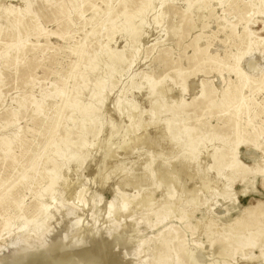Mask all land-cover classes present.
Listing matches in <instances>:
<instances>
[{"label":"rangeland","instance_id":"1","mask_svg":"<svg viewBox=\"0 0 264 264\" xmlns=\"http://www.w3.org/2000/svg\"><path fill=\"white\" fill-rule=\"evenodd\" d=\"M161 1L0 0V17L10 12L9 19L17 21L6 28L7 19L0 18V140L8 145L7 151H0V264H51L55 234L69 230L66 218L71 216L72 221L80 219L78 228L89 230L97 222L87 239L91 245L102 237L98 229L104 235L117 229L122 238L112 242L113 236L105 235L113 245L101 249L105 255L74 256L76 264H149L154 239L167 227L184 244L201 246L202 264H264V258L248 261L250 252L259 254L256 248L234 245L228 261L213 255L226 237V225L241 218L253 200L264 206V0H163L158 19ZM140 9L145 11L137 18L139 35L132 42L134 27L125 25V19ZM120 52L126 61L114 72L109 58ZM92 62L95 68L89 70ZM102 86L108 88L98 103ZM71 105L93 107L101 119L73 111ZM147 122H152L147 134L134 131ZM169 123L174 128L204 124L203 131L223 132L232 139L228 149L249 169L229 191L234 200H189L212 177L206 176L210 161L202 155L192 174L184 176L187 151L182 140L170 130L165 138L161 133ZM137 136L142 141L135 143ZM79 141L84 162L61 169L54 185L58 203L37 231L40 204L50 202L44 192L51 162L57 154L77 148ZM218 145L215 140L206 147ZM150 164L159 178L168 168V187L174 197L183 194V203L169 215L157 213L166 187L156 186L147 170ZM79 191L80 196H72ZM144 193L154 204L147 223L142 222L147 213L138 205ZM122 197L127 199L121 214L107 217L108 204L119 207ZM206 219L214 220L217 231L192 237L196 221ZM23 222L28 225L20 231ZM2 223L9 224L4 236ZM250 238L244 239L252 244ZM11 242L17 244L9 248Z\"/></svg>","mask_w":264,"mask_h":264},{"label":"bare ground","instance_id":"2","mask_svg":"<svg viewBox=\"0 0 264 264\" xmlns=\"http://www.w3.org/2000/svg\"><path fill=\"white\" fill-rule=\"evenodd\" d=\"M210 1L218 2L219 0H210ZM146 5H148V3H146ZM163 5H164L163 2L160 3V5H159V9H158L159 11H158V15L156 17L158 19L163 14L162 13ZM151 6H152V4H151ZM144 11H145V9L144 10L143 9H140L134 15L129 16V17H127L125 19V25H128V27L129 26L130 27L131 26L134 27L133 35L131 37V41L132 42L136 39L137 35H139L138 34V28H137V27H139V24L137 23V18L140 17L141 14ZM10 15H13V14L9 12V13H6L5 14V17L4 16H1L0 17V18L3 17L5 19H7L6 28H8V25L11 22L17 24V21L9 19V16ZM102 60H103V58H102ZM109 60H110L109 61V65H110L111 69L112 70L114 69V72H118V71H120V66H122L125 63L126 58H125L124 54L122 52H120V53H115V55H112L109 58ZM100 63H102L101 60H100ZM94 68H95V63L94 62L88 64V69L89 70H94ZM98 69H100V68H98ZM95 71H97V70H95ZM90 88H91V86H90ZM107 88L108 87H104V86L100 87V89H99V91L97 93V96H96V98H98V103L101 101L103 94L106 93ZM113 89H115V88H113ZM87 90H86L85 93H89V92H87ZM158 91L161 92V93H164V94L167 93L166 91H163L162 89H159ZM110 94H112V93H110ZM124 102H126V101H124ZM118 103H119V101H118ZM116 106H117V104H116ZM71 107H72V110L73 111L76 110L78 112H81L82 114H84L87 117H90L91 115H93L97 119V122H99V120L101 119V116L102 115L100 114V112H98L93 107H88V108H85V109H79L75 105H71ZM125 107H127V105ZM155 107H157V102H153L152 105H151V108L154 109ZM130 109H132V108H130ZM127 110H129V109H127ZM128 119L131 122L133 120V114H129L128 115ZM173 125H174L173 123H169L167 125V127H166V130L161 131V133H163L162 136L164 137V135L166 134V131L167 130L168 131L170 130L172 132V136L174 138L179 139V140H182L183 146H185V149H186L185 151H187V154H185L184 159H183L184 162L182 164V166L184 168L181 167L182 168L181 170H183V173L182 174L184 176H187L188 177L189 175L192 174V172L197 168L198 159L202 155H203L202 158L207 159V160L209 159V161H210V165H209V167L207 169L206 176L208 177L209 176V173H210V174H212V177L205 179L203 181V183H202V186L201 187L199 186L200 187V190H198L199 192L198 191H197V193L195 192L192 195L193 196V199H189V200L191 202H193V203L198 204L199 203V198L201 196L210 197L211 199H213L212 201H215L216 197H221L224 200H231V199H233L232 197H234V196L231 197V193H230V192H233V191H231V188L233 187V185L236 182H240V181L243 180L244 176L247 174V171L249 169H248V167L246 165H244V164H242L240 162V160L237 157V153H235V151H233V150L230 151L228 149V145L231 144L232 139L227 138V136L225 134H223V132L215 131L213 133H210L208 131L206 132V130L203 131V129L206 127L204 124H200L196 128H190V127H188L186 125H183V127L174 128ZM151 126H152V122H147L145 124H140L137 127L134 126L136 128H133V129H134V131H136V130L137 131H141L142 130L143 132L144 131L146 132V130L149 127H151ZM145 132H144V134H145ZM161 133H160V135H161ZM146 134H147V132H146ZM142 137H143V134H142ZM142 137L139 138V136H137L135 143L142 141ZM165 137H167V136H165ZM147 138H148V135H147ZM147 138H146V140H147ZM157 140H159V139H157ZM215 140L219 143L218 146L212 147V148H210V147L207 148L206 147L207 145L211 146L215 142ZM159 141H157V142H159ZM149 142H150V140H149ZM154 144H155V142H154ZM83 145L84 144L81 141H79L78 144H77V146H78L77 148H75L73 150H66L61 155L60 154H57L56 159H54L51 162V170H50L49 182H48L47 188L45 189V192H44V193H46L48 195L50 202H49V204H44V205L43 204H40V207H39V210H38V214L36 216L38 218L36 220V225H37L36 228H37V231L40 230V228L42 227V225L48 219L49 211L52 208H54L56 206V204L58 203L57 196L55 194L54 185L60 179L61 169L64 166H66L65 168H67V165L70 162H82V164H83L84 161H83L82 156H81V153H82V150H83V147H84ZM7 150H8L7 143L4 140H0V151L1 152H5ZM63 159L66 160V163L65 164H62V160ZM178 161H179V159H178ZM151 166H153V165L150 164L147 170H149V173L155 179L156 186L157 187L160 186L162 188L166 187V189L164 190V192L166 194L164 193L165 194L164 195L165 198L163 200V204L160 206L159 209H157V213L160 214V215H166V214L169 215V213L173 209L178 208V206H180L183 203V200H182V195L183 194L180 195V194L176 193V196L174 197L173 190H172L173 188L171 189V187H170L171 185H169L170 188L168 187V184H171L170 182H172V181H170L168 183V178L169 177L168 178L166 177V174H168L169 172H171V171H168V168H163L164 169V173H162V175L159 178V177H157L158 176L157 170L154 169L155 168V165L153 166V168H151ZM161 167H163V166H161ZM159 170H160V168H159ZM118 171H119V169H118ZM161 172H163V171L161 170ZM159 174H160V172H159ZM172 177H174V176H172ZM175 177H176V179H179V178H177V176H175ZM175 177L173 179H175ZM157 179H159V180H157ZM169 180H170V178H169ZM171 180H172V178H171ZM200 181H202V179ZM105 182H107V181H105ZM68 184H70V183H68ZM174 185H175V183H174ZM174 185H172V186H174ZM66 187H68V185ZM194 187L195 186H193V188ZM183 189H184V187H183ZM232 189H234V187ZM72 193H74V192H72ZM76 193L74 195H72V196H80V191L77 194ZM58 194H60V193L58 192ZM207 195H209V196H207ZM58 198H60V197H58ZM235 198H236V196H235ZM125 199H127V198H123V197L120 198V206L119 207H114L113 202L112 203H109L108 204V207H107V217H111V216L115 215L116 213H120L122 211V209L125 207V202H124ZM233 202H235V201H233ZM139 203L140 204H138V205H140L144 209V211H146V213H147L146 218H142V222H144V223L150 222L149 221V219H150L149 217L152 215V206L154 205L153 204V201H152V199L150 197V194L149 193H144L140 197ZM84 205H85V203L82 202V205L81 206H84ZM216 206H217V204H216ZM211 207H213V206H210L209 205V206H207V209L211 211ZM176 210H178V209H176ZM116 215H118V214H116ZM190 215L191 214H189L188 216H190ZM50 216H52V215L50 214ZM21 219H22V214L21 213L18 214V215H16V223H18L19 221H21ZM66 219H67L66 220L67 221V225L68 224L69 225L71 224L70 227H69V230H66L64 232V235H62L61 232H58L56 234L54 233L55 234V237H56L55 240H57V242H55L56 244L54 242H52L53 243V246L51 245L54 248V251L53 250L52 251L55 254V259H54L53 262H51V264H76L75 261H74V256H76V257H82L83 258L84 255H86V256H89V258H91V259H95V258L98 259L100 256L102 257V254L104 252L102 253L101 249L102 248H105L106 246H107L106 248H110L108 246H113L110 242H108V240L106 239L105 235H109V236L112 235L113 236V241L112 242H114V241H116L118 243L119 242H122V238L119 237V236H121L120 235L121 232L118 231L117 229L107 230L105 235L103 234L104 232H102L101 230L98 229L97 231L99 232L100 235H102V237L100 236L101 239H100V241L98 240L99 243L97 245L96 244L91 245V244H89V241H91V240L88 241L87 239H90L91 238L90 237L91 234H92L91 232L94 230L97 222H94L90 226V228L88 230V229H84V228H78V225L80 223V219H77L76 218L74 220L75 222L72 221L74 219L73 216L67 217ZM162 223H163V221H162ZM2 225L4 226V228H3L2 232H1V234H2V236H4L5 234H8V232H9V230H7V229H9V227H8L9 224L6 225V223H2ZM26 225H28V222H23V227L20 228V231L23 230V228ZM220 226H221V224H220ZM224 226L223 227L221 226V227L224 229ZM227 226H228V228H227ZM34 228H35V225H34ZM217 228L218 227H217V225H215L214 220L212 222H210L207 219L204 220V221H202V222L197 220L196 221V225L193 226L194 232L192 233V237L195 238L197 236V234L200 233V232H202V231H206L210 235V234L216 232L217 231ZM226 228H227L226 237L223 239L222 243L218 247H216L214 249V252H213L214 254L213 255H215V253L218 254L219 256L222 255V257L224 255L225 256V259L224 260L225 261H228L229 258H230V255L229 254L233 250L234 245H238L239 248H241V249H246V247H249L250 249H255L256 248L259 251V254L258 255H254L253 252L251 254V252H250L249 253V260L247 259L248 261H255L256 262L257 260L259 261L262 258H264V240H263L264 239V206L261 204V201H259V200L258 201H256V200L251 201L250 206L244 211L243 216L241 218H238L235 222L231 223L230 225H226ZM255 230H259V231H255ZM61 231H63V230H61ZM11 232H13V231H11ZM254 232H257V234H255V237L252 236ZM85 233H86V236H85ZM247 235L252 237V238H250V240L252 241V244H249L247 242V240L244 239L245 236H247ZM50 236H51V239H52V235H50ZM256 238L257 239L258 238L261 239L259 241V243L256 240ZM84 239L86 241L85 243L88 242V244H85L83 242ZM92 239H93V237H92ZM52 240L54 241V239H52ZM154 240H156L155 241L156 244L154 243L155 245L150 249V251H151V257H148L146 259V261H148L149 264H202V261L200 260L201 258H200L199 254H198L199 250H201V246H199L197 244H193V245H190V246L184 244L179 239L178 236H176L175 234H172V232L170 231V228L169 227L164 228L159 233L158 237L156 239H154ZM126 242H128V240ZM45 243H47V242H45ZM16 244H17V242H11V244L8 247L9 248L10 247H13ZM49 245H50V243H49ZM49 245H48V247H49ZM43 250H45V248ZM22 251H25V250L23 249ZM52 251H49V253H51ZM41 252H43V251H41ZM109 253H111V252H108L107 254H109ZM140 253H141V251H140ZM49 255H51V254H48V256ZM104 255H105V253H104ZM110 255L111 254H109V256ZM112 255H113V253H112ZM126 255H127V253H126ZM51 256H53V254ZM106 256H104V257H106ZM50 257H48V258H50ZM52 259H53V257H52ZM109 259L111 260V256L108 258V260ZM103 260L105 261L106 259H103ZM171 261H174V262L171 263ZM225 261H223V262H225ZM106 262L109 263V261H106ZM114 263L115 264H118L119 262H118V260H115ZM247 263H249V262H247ZM86 264H90V262L88 261V263H86Z\"/></svg>","mask_w":264,"mask_h":264}]
</instances>
